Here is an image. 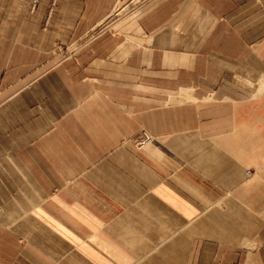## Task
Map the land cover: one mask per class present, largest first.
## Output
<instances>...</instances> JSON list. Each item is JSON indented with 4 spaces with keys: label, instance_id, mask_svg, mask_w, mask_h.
Listing matches in <instances>:
<instances>
[{
    "label": "crops",
    "instance_id": "crops-1",
    "mask_svg": "<svg viewBox=\"0 0 264 264\" xmlns=\"http://www.w3.org/2000/svg\"><path fill=\"white\" fill-rule=\"evenodd\" d=\"M247 75L264 0H0V264H264Z\"/></svg>",
    "mask_w": 264,
    "mask_h": 264
},
{
    "label": "bare ground",
    "instance_id": "bare-ground-1",
    "mask_svg": "<svg viewBox=\"0 0 264 264\" xmlns=\"http://www.w3.org/2000/svg\"><path fill=\"white\" fill-rule=\"evenodd\" d=\"M124 6L117 7L115 6L113 9L114 14H120L124 10ZM246 81L253 87V96H258L260 95L263 90H264V77L263 76H255V77H250L246 76ZM181 96L184 97L185 99H190V91L189 90H183L181 93Z\"/></svg>",
    "mask_w": 264,
    "mask_h": 264
},
{
    "label": "built area",
    "instance_id": "built-area-1",
    "mask_svg": "<svg viewBox=\"0 0 264 264\" xmlns=\"http://www.w3.org/2000/svg\"><path fill=\"white\" fill-rule=\"evenodd\" d=\"M151 137L147 133H141L137 138L133 139V143L135 146L140 147L150 141ZM246 174L249 175L250 171H246Z\"/></svg>",
    "mask_w": 264,
    "mask_h": 264
},
{
    "label": "rangeland",
    "instance_id": "rangeland-1",
    "mask_svg": "<svg viewBox=\"0 0 264 264\" xmlns=\"http://www.w3.org/2000/svg\"><path fill=\"white\" fill-rule=\"evenodd\" d=\"M135 3V1L134 2H131L130 4H125V5H121V4H116L115 6H117V7H121V6H124L125 8H124V10L120 13V14H117L118 15V17H121L122 15H124L127 11H129L131 8H132V5ZM116 15V14H115ZM114 21H116V20H114ZM83 42L82 43H78L77 45H76V47L75 48H77L78 46H80L81 44H83L84 43V40H82ZM242 81L243 82H245L246 83V81L244 80V79H242Z\"/></svg>",
    "mask_w": 264,
    "mask_h": 264
}]
</instances>
